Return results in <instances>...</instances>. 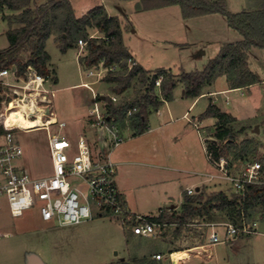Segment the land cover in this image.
<instances>
[{
    "label": "crops",
    "instance_id": "0c3cea01",
    "mask_svg": "<svg viewBox=\"0 0 264 264\" xmlns=\"http://www.w3.org/2000/svg\"><path fill=\"white\" fill-rule=\"evenodd\" d=\"M50 1L53 0H32L31 8ZM76 1L78 2L77 4ZM69 2L76 17L82 16L89 9L93 8L82 6L85 2L81 0H69ZM124 2L129 5V9L131 8L128 13L127 22L124 19L126 17L120 18L109 11V8H105L103 0H100V5L105 8L108 16H114L119 19L125 47L133 59H135L137 65L150 73L158 69L170 70L174 74H178L181 70L186 72L201 70L210 59L219 53L223 45L235 43L243 38L242 34L232 28L228 24L226 17L220 13H208L184 18L178 4L144 10L137 8L136 4H139V0H124ZM225 3L227 9L233 12L250 10L245 6V0H237V7L234 9L230 8L232 6L229 5L228 0H225ZM176 6H178L177 10ZM6 7V5H3L0 8V18L2 19L6 10L9 11L10 15L20 12L19 10H11ZM160 13L170 16V20L164 21L166 23H171L172 19L176 21V18L181 17L182 27L177 25L173 34L171 30H167L165 34L155 35V38L152 35H146V37L148 40H153V43L156 45H162L164 49L168 47L178 49L176 50L180 53L178 54L180 60V67L178 69L170 67L175 64L172 61L174 58L171 61H161L160 65L155 68H148L147 61H145L146 57L141 55L140 51L135 48L136 46H133V35H142L141 30L135 23V19L137 20V17H140L147 20L152 15ZM124 15L127 16L126 13ZM129 16H131L132 20ZM140 18H138L139 21ZM11 20L10 26L14 23L23 25L16 19H13V17ZM6 23L7 29L5 33L11 29L8 21ZM13 27L16 26L13 25ZM87 31L88 33H99L93 27H88ZM57 35L58 30L54 28L46 39L44 47L49 56L46 65L53 74L54 82H56L57 78L55 69L52 66L50 53L46 48V42L49 38H52L56 47L59 48ZM8 46L0 50H5ZM195 48L202 50V52L200 54L199 51L198 54L188 52L190 49ZM68 49L76 50L75 57L78 67L87 71L88 68L82 66L80 63V58L87 53L86 49H80L78 44ZM209 50H211L210 54L207 55ZM199 55L201 58H199ZM247 55L248 66L258 76L259 81L247 86L231 88L226 76L218 75L203 87L200 95L186 97L184 95L183 82L178 80L173 89L172 98L169 100L163 99L160 91L156 90L155 94L162 103L156 109H153L151 106L149 107L147 116L148 129L146 131L134 135L133 129L128 125L127 121L124 124L115 122L119 126L120 133H123L126 138L110 152V159L117 166L116 182L121 197L132 212L150 215L152 211H155L153 215H156L159 209L168 207L173 209L170 213H175L181 209L184 197L187 195V188H193L196 192L201 190L208 192L221 190L220 183H224L225 181L217 177L209 178V174L214 173V168H212L208 161L207 165L204 163V151L201 145L202 138L219 140L216 132L219 130L217 128L218 125H222L221 123L225 124L224 127L230 129L229 134L231 137H233L232 126L239 125V131L242 133L243 140L251 139L255 142L256 140L253 138L254 128H257L258 133L261 128L264 129V114H258L259 100L264 97V59H262L264 47H251L247 51ZM181 56L182 59H180ZM190 66H193L192 70L187 69ZM197 66H201V69H197ZM87 77L92 78L90 84L103 82L106 85L103 91L97 92L100 94L97 104L99 107L105 101L107 103L108 95H116L118 99L113 103H117L121 99H131L137 89L133 83L122 93H116L113 91V87L116 85L114 81H106L105 79L95 81L94 77ZM209 104L216 106L220 112L227 114L230 119L225 122H219L217 117L202 116ZM92 107L88 108V119L90 118L89 111ZM62 122L66 125L65 121ZM90 134L91 137L86 135L88 142L94 150H97L99 146L95 147L93 145L97 136L95 130L93 129ZM21 161L22 158L18 162L19 165H22L27 170L31 169L32 163H29L27 159L24 160L23 164ZM148 202H150V205H147ZM86 221L60 226H76ZM43 223L52 229L56 225L54 222L43 221ZM123 234L126 240L125 256H122L120 259L111 260L105 264L119 261L131 262L134 259L143 257L155 260L159 264L160 261L163 264H196L197 261L205 260L213 261L216 264H264V250L256 246L255 240L251 238L252 236H240L217 244L210 248L209 256L206 254V256L204 254L198 256L193 252H187L189 254L181 261L172 263L168 258V254L178 250L168 248V244L170 245L171 242L162 239V235H159L157 232L153 237L134 235L126 230H124ZM152 240H160L164 245V250L156 246L152 247L154 243L151 242ZM156 253L163 254V259H153L152 255ZM29 257H34L40 264H45L40 255L34 251H26L24 253L22 259L24 264H30Z\"/></svg>",
    "mask_w": 264,
    "mask_h": 264
},
{
    "label": "built area",
    "instance_id": "2783aa9c",
    "mask_svg": "<svg viewBox=\"0 0 264 264\" xmlns=\"http://www.w3.org/2000/svg\"><path fill=\"white\" fill-rule=\"evenodd\" d=\"M7 8V7H6ZM89 37H95L91 35ZM80 49L86 47V40L77 41ZM27 57L22 60V68L17 63L0 68V209L6 204L12 217L21 216L24 211L35 208L41 219L54 222L58 225L77 224L90 220L94 215L113 217L120 226L134 235L153 237L157 229L164 226H176V223L159 222L154 218L167 212L171 208L159 209L156 215L139 214L132 212L117 187L116 163L110 159V152L124 139L117 123L107 117V103L99 107V95L95 93L90 82L81 85L92 91L95 99L89 111L92 119L91 126L101 146L95 151L89 144L88 138L80 134L76 142H71L61 131L65 123L57 120L53 110V74H42ZM137 65L133 57L127 59V70ZM117 65L103 66L102 62L87 69V76L95 81L103 80L108 72L117 70ZM163 74H158L154 80V87L159 90ZM112 102L117 101L116 95H108ZM11 104L14 105L11 108ZM21 108L24 115L30 118L40 116L43 124L38 126L46 131L50 153L52 171L41 177L32 176L29 171L19 165L23 156V148L14 138L12 128L16 124L7 126V115L12 109ZM137 110L136 106L129 108L126 117ZM21 129V128H20ZM217 139H202L204 155L214 168L209 178H220L230 185L235 194H242L250 184H264V163L252 159L243 164L240 169L234 170ZM219 141V140H218ZM221 142V141H219ZM196 191L187 188L186 194L193 195ZM198 219L185 223L186 226H195ZM258 221L247 220L241 215L240 223L202 222L198 224L200 245L188 247L187 252L195 255L209 256L211 247L232 240L240 236H250L258 233ZM172 253L168 258L172 263ZM187 253V254H189ZM163 254L152 255L153 259H163Z\"/></svg>",
    "mask_w": 264,
    "mask_h": 264
},
{
    "label": "trees",
    "instance_id": "16d2710c",
    "mask_svg": "<svg viewBox=\"0 0 264 264\" xmlns=\"http://www.w3.org/2000/svg\"><path fill=\"white\" fill-rule=\"evenodd\" d=\"M138 8L147 10L173 4H178L184 18L220 13L226 17L228 24L238 30L243 38L235 43L223 45L219 53L208 61L201 70L186 72L181 70L178 74L170 70L158 69L150 73L139 65L127 70V59L132 57L125 47L122 38L121 23L117 17L108 16L102 5L89 9L80 17L74 15L69 0H53L31 8L32 0H0V8L6 5L11 10H19L13 16L23 26L6 32L9 46L0 50V68L17 63L21 68L22 54L29 52L26 63H32L39 72L48 74V54L44 50L45 41L56 28L58 30V47L64 52L77 44L79 39L86 40V55L80 58V63L86 68L98 65L110 67L117 65L118 69L108 72L106 81H114L113 91L122 93L128 87L136 85V92L131 99H121L113 103L107 98V117L113 121L124 124L125 121L133 129V134L143 133L148 129L147 116L149 107L156 109L162 101L156 96L154 80L158 74H163L159 91L163 99L172 98L173 89L178 80L183 82L184 95L196 97L202 93L203 87L214 80L218 75H225L231 88L247 86L259 81L258 76L252 72L247 62V51L251 47H264V0L255 10L232 13L227 10L225 0H139ZM10 25V21L8 22ZM88 27L96 28L101 35L89 37ZM136 106L137 110L129 117L126 112ZM202 116L217 117L219 122L230 119L209 104ZM218 125L216 136L229 147L233 160H246L249 154L257 150V143L251 139L241 141L239 144L230 136V129ZM252 156V155H251ZM264 163V161H262ZM231 162H229L230 165ZM258 208V215L255 209ZM227 211L234 218L232 223H240L241 215L247 220L256 219L264 223V184H250L245 187L242 194L227 195L224 191L201 190L193 195H186L180 212L163 213L154 219L159 222L176 223L174 235L179 236L185 229L184 224L194 219L206 221L210 212ZM109 264H159L148 258L134 259L131 262L119 261Z\"/></svg>",
    "mask_w": 264,
    "mask_h": 264
},
{
    "label": "rangeland",
    "instance_id": "374dc122",
    "mask_svg": "<svg viewBox=\"0 0 264 264\" xmlns=\"http://www.w3.org/2000/svg\"><path fill=\"white\" fill-rule=\"evenodd\" d=\"M81 1L85 2L82 5L84 7L100 5V0ZM260 1L261 0H245L244 4L247 9L254 10L259 7ZM103 2L105 8H109V11L118 15L120 18L126 17L124 19L126 22L128 21L127 17L131 8H128L129 5H127L124 0H103ZM228 2L229 5L232 6L230 7L231 9L237 7V0H228ZM77 3L76 1V4ZM139 5L140 1L139 4H136L137 8ZM175 8L177 10L178 6ZM228 11L236 13L231 10ZM125 13L127 16L124 15ZM18 14L19 12L10 15L9 11L6 10L3 14V19L0 18V49L7 47L9 42L5 33L7 29L6 21H11L12 23L11 18ZM129 17L131 19V16ZM138 18L140 17H137V20L135 19V23L141 30L142 35H133L132 42L134 43L133 46H136L135 48L140 51L141 55L146 57L145 61H147L148 68H155L160 65L161 61H171V59L174 58L172 61L175 64H171L173 66L170 67L178 69V67H180L178 55L180 53L176 51L178 49H172L171 47L164 49L162 45H156L153 43V40H148L146 35H152L155 38V35L165 34L167 30H171L173 34L177 25L179 27L183 25L181 17L176 18V21L172 19L171 23L164 22L165 20H170V16L162 13L152 15L147 20L146 18H140L139 21ZM13 25L16 27H13ZM21 26L23 25L14 23L11 26L9 25V27H11L9 30L17 29ZM89 34L94 36L101 35L100 32H92ZM46 46L50 53L52 66L55 69L57 78L56 82L53 81L52 85L53 110L57 120L66 122L61 133L67 135L70 141L74 143L80 134L91 137L90 133L93 130L91 127L92 119L91 117L89 118L90 120L87 118V112L88 108L93 106L95 99L93 98L92 91L82 86L81 83L83 81L90 82L92 78L86 76V70L78 67L75 49H68L62 52L56 47L52 38L47 40ZM198 51L199 54L202 52V50H198V48L190 49L188 52H195V54H198ZM210 51L211 50L208 51L207 55L210 54ZM28 54L29 52H24L22 54V59L26 58ZM199 58H201L200 55ZM180 59H182V56ZM262 59H264V56ZM192 67L190 66V68L187 69L192 70ZM197 67V69H201V66ZM90 85L95 93L103 91L106 88L103 82L91 83ZM259 102L258 114L261 115L264 114V97L259 100ZM7 126H13V123ZM10 128L12 129L14 138L23 148L22 164L26 159L29 163H32L31 169L28 170L29 173L35 177L50 174L52 167L46 131L42 128L26 130L22 128ZM232 129V138L239 144L243 140L242 133L239 131V125H233ZM125 138L126 136L123 134V139ZM253 138L256 140L258 147L254 154H249L248 157H246V160H233V156L230 153L229 147L225 145V142H219L218 140L216 142L221 145L223 154L228 161L231 162L230 165L233 169L236 170L240 169L245 162L252 159L264 161V129L261 128L258 133L257 128H254ZM202 139L206 140L207 138ZM101 143V139L96 136L93 145L98 147L101 146ZM204 163L207 165L205 155ZM220 184V189L222 191L227 195L232 194L230 185L227 182H222ZM147 205H150V202H148ZM258 210V208L255 209L257 214H255L254 217L259 216ZM154 213L155 211H152L150 215ZM232 218H234V215H231L227 211L212 210L208 220L206 219V221H204L199 219L193 222L196 223V225L186 226L179 236L173 234L174 226H164L163 228L157 229L156 232L162 235V239L171 242L170 245L168 244V248L178 251H187L186 249L188 247L192 248V246L203 243L200 238V229L197 227L199 223L228 222ZM257 229L258 233L250 236L255 240L256 246L264 250V223L258 222ZM123 233L124 229H122L120 224L113 217L94 215L92 219L79 225L60 226L56 224L52 229L48 228V226L43 223L35 208L24 211L21 216L12 217L8 211L7 205L3 204L0 209V264H24L22 259L26 251L38 253L45 264H105L111 260L120 259L122 256H125L124 250H126V240ZM151 242H154L152 247L156 246L164 250V245L160 240H152ZM185 256L187 255H181L180 259ZM204 256L206 255L204 254ZM160 264H163V262L160 261ZM196 264L216 263L205 260L200 262L197 261Z\"/></svg>",
    "mask_w": 264,
    "mask_h": 264
},
{
    "label": "bare ground",
    "instance_id": "6f19581e",
    "mask_svg": "<svg viewBox=\"0 0 264 264\" xmlns=\"http://www.w3.org/2000/svg\"><path fill=\"white\" fill-rule=\"evenodd\" d=\"M14 105L11 104V108H13ZM13 123L19 126V128L22 129H32V128H39L38 126L43 124V119L40 116H37L36 118H30L24 115L21 108L12 109L11 114L7 115L6 118V124ZM181 255H187V251H174L172 253L173 260H178Z\"/></svg>",
    "mask_w": 264,
    "mask_h": 264
},
{
    "label": "water",
    "instance_id": "95a60500",
    "mask_svg": "<svg viewBox=\"0 0 264 264\" xmlns=\"http://www.w3.org/2000/svg\"><path fill=\"white\" fill-rule=\"evenodd\" d=\"M30 264H40V262L34 257H29Z\"/></svg>",
    "mask_w": 264,
    "mask_h": 264
}]
</instances>
